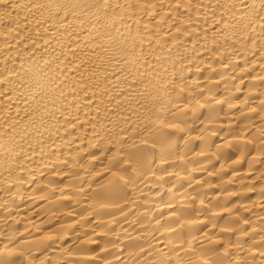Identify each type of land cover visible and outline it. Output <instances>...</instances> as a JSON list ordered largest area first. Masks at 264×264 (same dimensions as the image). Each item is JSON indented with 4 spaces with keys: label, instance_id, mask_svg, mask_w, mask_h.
I'll return each instance as SVG.
<instances>
[{
    "label": "bare ground",
    "instance_id": "6f19581e",
    "mask_svg": "<svg viewBox=\"0 0 264 264\" xmlns=\"http://www.w3.org/2000/svg\"><path fill=\"white\" fill-rule=\"evenodd\" d=\"M0 264H264V0H0Z\"/></svg>",
    "mask_w": 264,
    "mask_h": 264
}]
</instances>
